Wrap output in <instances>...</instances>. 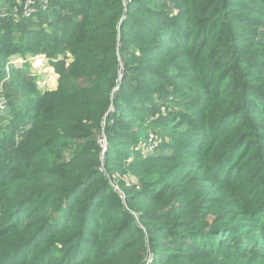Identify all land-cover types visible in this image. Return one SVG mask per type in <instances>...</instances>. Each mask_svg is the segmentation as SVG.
I'll return each mask as SVG.
<instances>
[{
    "label": "trees",
    "instance_id": "obj_1",
    "mask_svg": "<svg viewBox=\"0 0 264 264\" xmlns=\"http://www.w3.org/2000/svg\"><path fill=\"white\" fill-rule=\"evenodd\" d=\"M38 2L0 14V67L58 76L5 71L0 264H264V0Z\"/></svg>",
    "mask_w": 264,
    "mask_h": 264
},
{
    "label": "rangeland",
    "instance_id": "obj_2",
    "mask_svg": "<svg viewBox=\"0 0 264 264\" xmlns=\"http://www.w3.org/2000/svg\"><path fill=\"white\" fill-rule=\"evenodd\" d=\"M38 1V0H35ZM21 0H18L16 4L14 5H7V4H0V14L2 18L11 17L13 20L18 21L20 18V12L17 10L19 9ZM39 3V2H37ZM25 63H28V66L30 68V72L37 75V84L39 86V89L41 91H51L55 90L57 86V78L58 76L54 73L53 69L49 66V61L44 59L41 56H28L25 59H21L20 56H15L10 58V61L8 62V67L10 70V67H14L17 69H22L23 65ZM6 67V70L7 68ZM5 70V71H6ZM4 68L0 67V98H3L7 103L6 111L3 114H0V135L3 133L5 127L7 124H9L12 120V108L9 107V98L12 97V101H14L16 104L20 103V99L16 92L12 90L11 87L8 86L7 80V72L5 73ZM10 73V72H9ZM161 137L158 132L151 131L148 136V140L145 142L143 141L142 144L138 145V148L135 150L140 155H142L143 158L148 157H154V156H162L163 152L160 151L159 154L156 153V149H159V146L161 145ZM107 147H103V152L105 153ZM72 156V151L67 152V158ZM119 181H122L126 186H132L137 185V181L132 175H121V173H117L114 176V179L110 180L111 185L114 187L115 190L118 192L119 189ZM138 190V188H136ZM121 192V191H120ZM149 255L153 254L149 252Z\"/></svg>",
    "mask_w": 264,
    "mask_h": 264
},
{
    "label": "built area",
    "instance_id": "obj_3",
    "mask_svg": "<svg viewBox=\"0 0 264 264\" xmlns=\"http://www.w3.org/2000/svg\"><path fill=\"white\" fill-rule=\"evenodd\" d=\"M37 2L38 1L35 0H23L19 6L20 10H17L20 12V17L23 19H27L33 16L35 13H37L39 10V4ZM42 8L43 9L45 8L44 4ZM6 108H7L6 101L3 98H0V114H3L6 111ZM103 140L104 138L99 141L101 148L106 147V143L103 142ZM151 261H152V255H149L147 258V264H150Z\"/></svg>",
    "mask_w": 264,
    "mask_h": 264
}]
</instances>
